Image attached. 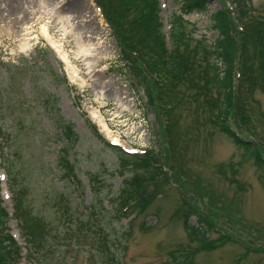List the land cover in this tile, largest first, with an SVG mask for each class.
<instances>
[{
  "label": "rangeland",
  "instance_id": "1",
  "mask_svg": "<svg viewBox=\"0 0 264 264\" xmlns=\"http://www.w3.org/2000/svg\"><path fill=\"white\" fill-rule=\"evenodd\" d=\"M210 1L209 12L187 15L180 0H159L163 35L169 39L168 21L174 15L183 17L186 34L184 43L172 51L175 57L184 56L183 60L178 63L170 58L163 66L158 59L145 57L146 63L141 59L139 43L130 32L124 34L126 44L120 50L121 42L95 0H0V60L5 64L0 70L4 206L12 214L15 201L5 175L15 163L31 209L57 229V240L63 244L57 251L62 264H102L103 238L91 232L98 226L107 228V233H118L119 239L115 234L110 239L120 264H166L170 255L192 252V264H264V173L249 152L216 125L221 99L207 74L205 49L216 38L211 14L224 8L231 12L239 41L250 8L264 13V0ZM117 3L127 10L126 0ZM52 9L67 16V27L79 31L91 45L87 56L77 55L71 37L54 21V15L46 14ZM124 16L122 24L132 20V14ZM23 27L35 37L28 52L20 51L16 42L15 32ZM254 51L250 47L246 56L237 53L240 75L241 70L245 72L240 57L251 65L246 72L252 77L244 82V90L252 98L247 99L245 115L237 119L234 114L228 123L242 140L258 145L264 158V88L257 78L260 65ZM56 74H65L67 84L54 82ZM58 117L73 124L80 136L70 152L75 177L63 176L66 173L59 164L65 144L56 127ZM109 143L131 154L147 151L145 156L154 158V164L141 161L150 164L152 174L135 167L130 161L133 157ZM90 175L106 185L94 192ZM135 179L148 204L135 217L119 221L118 213L117 219H111L118 210L116 194L126 181L129 189L136 187H131ZM60 194L69 197L76 219L65 221V212L55 210L52 199ZM92 206L103 222L89 225L91 230L85 227L86 234L79 233L77 222L88 218L91 210L85 208ZM189 208L196 213L191 225L197 217L213 225L208 239L211 247L201 249L186 232L184 215ZM10 227L24 245L17 221L12 220ZM71 229L75 234H70ZM128 229L124 241L121 237Z\"/></svg>",
  "mask_w": 264,
  "mask_h": 264
},
{
  "label": "trees",
  "instance_id": "2",
  "mask_svg": "<svg viewBox=\"0 0 264 264\" xmlns=\"http://www.w3.org/2000/svg\"><path fill=\"white\" fill-rule=\"evenodd\" d=\"M126 1L128 6H126L127 10L124 11L120 8L122 6L121 4H119L120 6L117 5V0H97L103 9L105 17L111 24V27L121 42V45L125 46L126 43L124 34L130 32V37L135 38L139 43V48H141L140 57H142L141 59L145 63L147 62L145 57L150 60L153 58L158 59L159 61L157 60V62L163 64V66H167L168 63L166 60L170 58L176 59L178 63L179 61H182L184 56L179 58L171 54L172 50L168 48V43L162 33L163 24L160 18L161 10L158 0ZM180 1L183 5L182 11L184 14H191L194 11H208L209 0ZM120 11L122 12V15L118 14ZM126 14H132V20L122 24L124 20L121 21V19H123V17L125 18L124 15ZM230 16L231 13L226 9L217 11L211 16V25L212 29L216 32V38L212 42L211 47H205L207 50V60H209V62H207V74L209 76V80L213 82V89L219 93V100L221 99L219 110L215 117V122L221 132L232 138L237 145L242 146L247 152H249L250 156L255 161L258 170L264 173V158L260 153L258 146L249 141L242 140L240 136H237V134L231 130L228 123L230 118L234 117V114H237V119L242 118L245 115V110L249 109V105H247L248 101L240 91V87H242L244 84H241L239 90L238 88L236 89L234 84V76L236 74L238 64V52L241 54L243 52L246 56L249 52V48L254 47V52L257 55V58H259L258 62L260 65L257 78H259L261 87L264 88V23H261V19L263 17L251 16L250 18H246L244 20L246 21V24L243 26V31L245 33L238 41L235 28L230 21ZM183 23L184 19L181 15H174L170 19V24L172 27L170 33L171 40L173 41L175 48H177L180 44H183L185 40L186 34L184 26L182 25ZM261 25L263 27H260ZM188 55L193 58V50L192 52L189 50ZM240 58L242 61L241 66H243V69L245 70V72L241 70L243 77L245 81H247L248 77H250L251 80V74L249 75L248 72H246V70H249L251 65L249 66V62L246 63L244 58ZM2 65L5 66V64L0 60V70ZM164 69L166 70V67H164ZM53 81L61 84H65L66 82L63 77H59L57 74L54 75ZM247 83L249 82L247 81ZM251 98L252 97H250V99ZM46 102L48 103V106L51 104L49 100H46ZM56 127L60 131L61 140L65 144L62 148V154L59 162V164L62 166V170L64 173H66L63 176L67 175L68 177H75L76 164L70 159V152L80 141V136L75 130L74 125L66 122L62 117H58ZM1 135L2 133L0 129V136ZM142 159L148 160L150 162L155 161L154 158L151 159L147 156H136L130 159V161L135 167L142 169L143 172L152 174V170L149 169L150 164L147 163V161L142 162ZM152 164H154V162ZM11 168L12 169L10 172L8 171L7 174L10 181V191L15 201L14 217L18 223V228L25 242V248L28 252L26 256V260L28 261L27 264H55L58 261V264H62V257L59 255L60 251L59 253L57 251L61 248V246H63V244L57 240V229L53 223L48 221L45 217L34 213L33 209H31L30 203L28 202L26 187L18 177L20 171L17 167V164L13 163ZM90 177L92 178L91 185L97 190L102 189L106 185L103 180H100L99 177H95L93 175H90ZM136 181L138 182L137 179L132 181L131 187L133 185H137L132 189H129V181H126L125 186H122L119 190L118 196L116 194L114 201L118 206V210L117 212L113 213L111 219H117V214L119 213V215H121L123 211H125L124 213L126 217H135L138 214V211L143 209V207L148 204L149 201L145 200L147 198L146 193L140 189V185H138ZM79 189H82V185ZM82 191L84 192V188ZM52 203L57 212H65V221H68V218H73L75 216L74 214L76 208L72 206L68 196L61 194L57 197H54L52 199ZM85 209L91 210V212H88V218L81 222H77L80 224L79 229L82 230L79 233L84 234H86L83 231L85 230V227H88L91 230L89 225L94 224L95 226V224H102L103 222L97 218L99 213L96 212V209L93 206L86 207ZM195 214V211L190 209L187 211V213H185L184 227L186 232L191 239L199 242V247L201 249L209 248L211 247V244L209 245L208 243L209 233L214 229V227L212 224H207L202 218L199 217L196 221V224L191 225L190 218ZM76 218L77 216H75V219ZM10 221L11 218L3 206V201L0 196V264H19L23 258L22 247L10 234ZM113 223L111 224L113 225ZM91 232L95 235L97 234L99 236L98 238H103L101 240L102 249L99 251V253L102 255V264H120V259L117 257L116 252L113 251V248H115V243L112 241V239H110L113 234H115L116 238L119 239L117 236L118 233L116 231H114V233H107V228L103 227L99 229V226L96 232L93 231V229ZM129 232V229L125 230L121 239L127 241ZM70 234H75V230L71 229ZM73 237H76V239L78 238L77 235H74ZM120 246L122 248L124 247L122 240L120 241ZM104 251L106 252L104 253ZM194 255V252H192L191 255L182 254L179 257L171 255L172 257L166 264H180L182 261H184V263L188 262L189 264H192ZM55 258H58L57 262L55 261Z\"/></svg>",
  "mask_w": 264,
  "mask_h": 264
},
{
  "label": "bare ground",
  "instance_id": "3",
  "mask_svg": "<svg viewBox=\"0 0 264 264\" xmlns=\"http://www.w3.org/2000/svg\"><path fill=\"white\" fill-rule=\"evenodd\" d=\"M42 4V2H40ZM79 9V7L77 8H72V13H75V11H77ZM45 13V12H44ZM46 14H51V16L53 17V15L55 16L54 20L57 24H61V29L64 30L65 34L69 35L71 37V39L74 42V45L77 48V55L80 57H85L89 54L90 50H91V45L90 44H86L81 37V34L79 31H75L73 30L71 27H67L69 18L67 16H62L59 15L58 13H54L53 9L48 11V13L46 12ZM1 27V26H0ZM14 34V32H12ZM30 32L28 31V27H23L21 28V30H17L15 32V36L17 37L16 42L18 43V47L20 51L23 52H28L32 46V42L34 41L35 37L33 38L32 36H30L29 34ZM50 43L55 46V44H53L54 42L52 40H49ZM64 60L67 61L66 56L63 57Z\"/></svg>",
  "mask_w": 264,
  "mask_h": 264
}]
</instances>
